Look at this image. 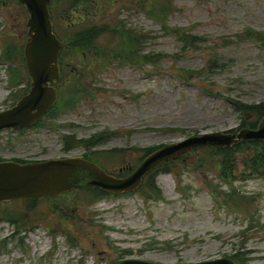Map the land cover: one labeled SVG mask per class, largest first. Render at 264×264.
Wrapping results in <instances>:
<instances>
[{
	"label": "rangeland",
	"instance_id": "374dc122",
	"mask_svg": "<svg viewBox=\"0 0 264 264\" xmlns=\"http://www.w3.org/2000/svg\"><path fill=\"white\" fill-rule=\"evenodd\" d=\"M139 3L113 6L99 20L123 21L142 34L143 50L163 55L157 65L105 63L82 79L88 93L62 107L61 100H74L79 85L72 75L64 78L52 113L55 129H38L36 140L25 139L10 157L84 155L81 145L63 150V135L99 137L92 147L100 150L92 155L97 163L113 173L132 171L145 156L140 149L247 126L233 101L264 102V48L242 36L248 28L264 31V0H141L143 9ZM151 5L169 8L167 25L203 39L190 45L166 33L147 13ZM12 12L22 13L18 5ZM23 22L11 20L10 42L21 51L25 28L22 34L17 28ZM211 158L205 149H194L173 162V171L158 172V199L144 200L139 188L97 199L85 190L70 192L67 218L44 197L28 202L29 208L23 200L0 202V264H113L121 257L188 264L236 253L247 264H264V178L240 175L230 185ZM20 215L34 227L16 231L6 217Z\"/></svg>",
	"mask_w": 264,
	"mask_h": 264
},
{
	"label": "water",
	"instance_id": "95a60500",
	"mask_svg": "<svg viewBox=\"0 0 264 264\" xmlns=\"http://www.w3.org/2000/svg\"><path fill=\"white\" fill-rule=\"evenodd\" d=\"M27 12L23 55L31 86L11 107L0 111V130H14L35 124L57 101L55 83L61 77L60 54L65 47L53 30L51 0H16ZM243 141H264V115L257 126L238 131H209L166 143L146 154L135 168L118 176L83 155L48 158L32 162L0 161V202L24 197L55 198L76 188H99L120 194L138 189L154 168L202 147L231 148ZM122 171V168L119 169ZM115 264H163L124 258ZM188 264H238L220 257Z\"/></svg>",
	"mask_w": 264,
	"mask_h": 264
},
{
	"label": "trees",
	"instance_id": "16d2710c",
	"mask_svg": "<svg viewBox=\"0 0 264 264\" xmlns=\"http://www.w3.org/2000/svg\"><path fill=\"white\" fill-rule=\"evenodd\" d=\"M139 6L141 7V9H143L146 5L144 3H141L140 0ZM168 10L169 8L165 5L161 8H159V6L151 5V12L147 11V13L151 14L150 16L161 24L162 29L166 33L176 35L177 38L184 44L191 45L197 40L203 39L200 36L189 34L185 30H183V28L181 29L179 27H172L167 25L165 22V16ZM59 32V37L65 43V47L62 49L59 59L60 64H62L61 82L64 80V78L68 77L71 72H73V70H76L78 72L74 75L77 79V83L79 84L77 88L73 90V94L71 93V96L74 97V100H70L69 103L66 104H64L61 100V103L59 105L62 107L74 104L79 94L87 92L85 88L81 87L82 79L89 75H92V73L97 70V68L101 67L105 63L111 64L113 61H116L117 64H131L135 66H142L147 63L151 64L152 67H155L160 58L163 56L159 53L155 54L152 52H145L141 44L143 35L136 34V31L133 28H127L123 21L121 22L113 20H103L102 22L100 21L97 23L95 20H76ZM105 36L110 39V41L107 43L101 41V38ZM242 36L244 39H253L259 42L264 48V31H257L248 28ZM14 50L16 49H14L13 47V52ZM209 62L211 63L212 60L210 59ZM58 102L51 108V110H54L59 106ZM233 105L238 111H240L247 117L245 119V125L247 126H257L258 122L264 115V102L258 104H248L240 101H233ZM250 115H253L256 120L250 119ZM62 140L63 150L66 151L74 148L75 146L81 145L87 150V152L83 156L88 160L97 162V160L92 155L95 153H99L100 150H92V147L95 144L99 143L102 140L101 138L98 137L96 139L87 138L75 140L73 136L64 135ZM158 147L159 146H152L140 150H143L145 152L144 155H146ZM202 148L205 149L209 154H211L212 167H214L215 170L219 171L216 172H218L220 178L230 185H232L237 178H240V175L245 178L252 176L264 178V141H243L242 143L231 148ZM239 157H241L244 167V170L241 174H238L240 168ZM215 158L216 160H214ZM174 161L175 160H170L166 163H162L144 177L143 183L138 189L139 194L142 198H144V200L147 201L149 198L158 199L160 197L159 189L157 188L155 182L156 174L160 171H173L172 165ZM20 162H25V160H20ZM130 172V169L122 168V171H117L114 174L118 176H124ZM79 189L89 192L93 199L113 195L112 193L104 192L99 188H76L55 198H44H47L52 202V211L59 213L61 217L67 218L64 213L65 210H68L70 208L69 205H71L72 202L66 200L65 197L70 192ZM148 191L149 194H147ZM233 191H235V189ZM40 198L41 197H24L11 201H26V205H28L27 208H29L33 204L30 205L28 204V202H35ZM60 198L61 202L63 203L61 205L55 204L54 202H56ZM6 219L15 224L17 228L16 231L19 232H27L34 227V225L32 224L26 226L29 221H27L26 217H23L22 215L17 218H15L14 216H8L6 217ZM232 259H234L238 264H247L245 257H243L239 253L232 255ZM118 260H120V258L115 260L113 263L117 262Z\"/></svg>",
	"mask_w": 264,
	"mask_h": 264
},
{
	"label": "flooded vegetation",
	"instance_id": "af4514ba",
	"mask_svg": "<svg viewBox=\"0 0 264 264\" xmlns=\"http://www.w3.org/2000/svg\"><path fill=\"white\" fill-rule=\"evenodd\" d=\"M123 3L126 5L137 6L139 0H51L49 11L53 22V30L61 40L59 37V31L72 24V22H75L76 20L97 21L99 19H104L107 17L108 11L111 7L122 5ZM17 5L21 8V14H14L12 12L13 6ZM13 16L16 20H24L23 24H20L17 29L19 33L22 34L25 28L26 35L27 12L24 6L20 5L16 0H0V93L1 90L5 92L0 98V111L11 107L22 95L27 93L31 86V80L24 60L23 47L22 51L21 47H14L16 50L13 52V45L10 42L12 28L11 20L13 19ZM61 67L62 64H60V73ZM77 72L78 71L73 70L70 76L72 75L75 79L76 77L74 74ZM60 86L61 77L59 81L55 83V88L57 90L56 103L59 100ZM56 103L54 105H56ZM51 108L31 126L22 127L16 130L12 128L0 130V161L15 160L20 162V160H25V162H32L41 160L30 158L22 159L21 157L12 158L9 154H11L13 150H22L21 146L25 143V139L27 142L36 140L35 134H37L38 129H55V125L53 124H56L57 120L55 119V115H52L54 110H51ZM32 130L34 135L28 134V132ZM14 143L20 147L15 146Z\"/></svg>",
	"mask_w": 264,
	"mask_h": 264
}]
</instances>
